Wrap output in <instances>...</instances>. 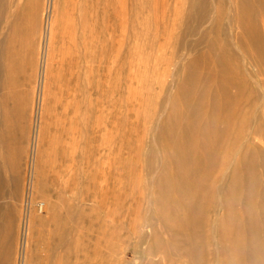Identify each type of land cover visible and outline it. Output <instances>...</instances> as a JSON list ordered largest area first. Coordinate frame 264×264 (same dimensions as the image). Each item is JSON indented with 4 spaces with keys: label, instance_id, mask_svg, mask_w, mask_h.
Returning <instances> with one entry per match:
<instances>
[{
    "label": "rangeland",
    "instance_id": "obj_1",
    "mask_svg": "<svg viewBox=\"0 0 264 264\" xmlns=\"http://www.w3.org/2000/svg\"><path fill=\"white\" fill-rule=\"evenodd\" d=\"M9 1L0 264H264V0Z\"/></svg>",
    "mask_w": 264,
    "mask_h": 264
},
{
    "label": "bare ground",
    "instance_id": "obj_2",
    "mask_svg": "<svg viewBox=\"0 0 264 264\" xmlns=\"http://www.w3.org/2000/svg\"><path fill=\"white\" fill-rule=\"evenodd\" d=\"M10 1L9 0H0V5H1V14H4L3 12H4V10H6L7 8L9 9V5L10 4H13V3H9ZM9 6V7H8ZM12 6V5H11ZM10 9H11V7H10ZM249 9V8H248ZM12 11V10H11ZM8 12V11H7ZM9 12H10V10H9ZM8 12V13H9ZM247 12V11H246ZM249 12V11H248ZM7 13V14H8ZM260 13V12H259ZM5 14H6V12H5ZM6 14V15H7ZM1 16H3L4 17V15H1ZM13 15H12V13L10 14H8V16H5L3 19L5 20V22L7 23L8 21H9V23L11 22V21H13V17H12ZM263 17V16H262ZM261 17V18H262ZM53 21V20H52ZM5 23V24H6ZM52 23V22H51ZM7 25V24H6ZM5 25V26H6ZM10 26V25H9ZM14 28V27H13ZM13 28H12V30H13ZM45 32L47 33V32H49V31H47L46 29H44V33L43 34H45ZM49 33H47V38H48V35ZM44 36V35H43ZM47 38H46V42H45V48H46V51H48V49L50 48V46H49V38H48V42H47ZM55 45V44H54ZM53 45V46H54ZM64 51V50H63ZM78 53V52H77ZM72 61V60H71ZM50 62V61H49ZM69 62V61H68ZM46 63V62H45ZM60 63V62H59ZM8 66V65H7ZM71 66V65H70ZM6 68V67H5ZM83 74H85V75H88V72H86V73H83ZM55 79V78H54ZM88 79V78H87ZM85 77H83L82 78V80H81V76H80V74H74V73H70L69 74V78H67V80H66V82L63 84V86H61L62 87V90H64V89H68V90H70L71 88L69 87L73 82H78V84H79V82L80 81H88ZM91 81V80H90ZM43 83V82H42ZM44 83H46V82H44ZM44 85V84H43ZM86 85L87 86H89V82H87L86 83ZM44 88V87H43ZM42 88V89H43ZM78 88V87H77ZM78 90V89H77ZM44 93V92H43ZM47 94V93H46ZM84 94V93H83ZM65 97V96H64ZM46 98V97H45ZM91 98V97H90ZM66 101V100H65ZM69 101V100H68ZM87 102H88V100H87ZM86 102V103H87ZM54 103V102H53ZM81 103V101L79 100V101H75L74 100V102L72 103V102H68V104H66V105H64V111H66L67 112V110L69 109V107L72 105V106H74V107H78V105ZM84 105V104H83ZM85 107H86V105H85ZM62 109V108H61ZM74 109V108H73ZM87 110V109H86ZM75 111H77V110H75ZM67 115V114H66ZM208 136V135H207ZM172 138V137H171ZM176 139V138H175ZM173 141H175L174 139H173ZM184 141V140H183ZM173 143V142H172ZM175 143V142H174ZM188 143V142H187ZM182 144H184V143H182ZM174 145H176V143L174 144ZM214 146V145H213ZM174 147V149H175V158H174V162L178 165L177 166V175H176V178L179 180V181H181V182H184L185 184H186V189L184 188V186H183V190H189V192H191L192 194H193V187H192V185H194V184H191L192 182H191V178L193 179V177H191V175H195L194 173H195V170H194V173H193V171H191V170H193V168L195 167L193 164H192V162H191V159H190V149H191V147H193L192 145H191V147H190V144H185V145H182V147H175V146H173ZM207 148V147H206ZM206 148L204 147V149H205V152H206ZM211 148H212V146H209V148L207 149V152H209V153H206L208 156L210 155V153H211V155L212 154H214L215 152H213L214 151V149L212 148V150H211ZM210 149V151H208ZM213 152V153H212ZM211 155H210V157H211ZM172 156H174V152H173V154H172ZM212 157H215L214 155L212 156ZM194 159H196V158H194ZM201 160V159H200ZM214 160V159H213ZM195 161H197V159L195 160ZM211 161H212V158H211ZM215 162H217V161H214L213 163H211V164H209L210 166H214L213 164H216ZM203 163V162H202ZM205 163V162H204ZM196 164H197V162H196ZM192 165L194 166L193 168H192ZM201 166V165H200ZM218 166V165H217ZM208 167V166H207ZM211 168V167H210ZM215 168V167H214ZM217 168V167H216ZM209 169V168H208ZM212 170V169H211ZM210 170H208L207 172H209ZM213 171V170H212ZM211 172V171H210ZM209 172V174L207 173V175L210 177V175H211V173ZM191 173H193V174H191ZM191 174V175H190ZM196 177H198V175H196ZM199 179V178H198ZM194 181H197V180H194ZM191 182V183H190ZM198 182V181H197ZM199 183V182H198ZM182 184V183H181ZM197 184V183H196ZM199 184H197L196 186H198ZM197 190V189H196ZM199 190V189H198ZM207 190V189H206ZM209 190V189H208ZM250 191V190H249ZM212 192V191H211ZM235 193V195H236V191H234ZM78 193V192H77ZM76 194V193H75ZM191 194V195H192ZM194 194H195V191H194ZM198 194V193H197ZM253 194V193H252ZM197 196H199V195H197ZM194 197V196H193ZM193 197H192V199H193ZM196 197V196H195ZM237 197V196H236ZM241 197V196H240ZM249 197V196H248ZM251 197V196H250ZM87 198V197H86ZM254 198V197H253ZM252 198V199H253ZM83 199V198H82ZM85 199V198H84ZM251 199V198H250ZM87 200V199H86ZM89 200V199H88ZM94 200V199H93ZM229 200H231V199H229ZM229 200H227V201H225V202H227V203H229V202H231V201H229ZM90 201V200H89ZM86 202V201H85ZM232 203V202H231ZM226 204V203H225ZM230 205V204H229ZM234 205V204H233ZM250 205V204H249ZM185 206V205H184ZM194 206V205H193ZM251 206V205H250ZM249 206V207H250ZM189 207V206H188ZM192 207V206H191ZM211 207V206H210ZM245 207V206H244ZM247 207H248V205H247ZM193 208V207H192ZM199 208H201V207H199ZM198 208V209H199ZM190 209V208H189ZM244 209V208H243ZM253 209V208H252ZM185 210H187V209H185ZM248 210H250V209H248ZM243 211H245V210H243ZM190 212V211H189ZM193 212V211H192ZM251 212H253V211H251ZM250 212V213H251ZM186 214V213H185ZM200 214V213H199ZM198 214V215H199ZM249 214V213H248ZM263 214V213H262ZM65 216V215H64ZM253 216V215H252ZM251 216V217H252ZM185 217V216H184ZM65 218V217H64ZM67 218H68V216H67ZM182 218V217H181ZM191 218V217H190ZM254 219V218H253ZM183 221H184V219H183ZM186 221V220H185ZM67 222V221H66ZM65 222V223H66ZM181 222V221H180ZM209 221L207 220V221H204V222H202L201 223V227L203 228V230L205 231V234L202 236V239H203V244L205 245V247L207 248L208 246H209V237H208V234H206V232H208L209 231V228H210V225H209V223H208ZM253 222V221H252ZM264 222V221H263ZM192 223L189 221V220H187V222H182V223H179V225L180 226H178V224H177V226H178V232L183 236V237H185L184 239H185V241H186V243H187V246L189 247V249H190V251L191 252H189V249L187 250V251H184L183 252V254H185V255H189L190 253H191V255H192V252H196V250H195V247H193V242L194 243H196V241H197V239L198 238H200V235L199 234H197L196 233V230L192 227V225H191ZM196 224V223H195ZM165 225L166 226H168L169 224L167 223V222H165ZM60 227V226H59ZM264 228V227H263ZM255 229V228H254ZM57 230V229H56ZM70 230H72V229H70ZM67 232V231H66ZM237 232V231H236ZM259 232V231H258ZM178 233V234H179ZM199 233V232H198ZM239 233V232H238ZM239 235V234H238ZM181 237V236H180ZM239 238V237H238ZM242 239V238H241ZM199 241V240H198ZM235 241L236 242H233V249H234V251H236L237 250V246H238V244H237V239H235ZM244 242V241H243ZM184 243V242H183ZM199 244H201V243H199ZM240 244V243H239ZM260 246V245H259ZM201 247V246H200ZM199 247V248H200ZM204 247V246H203ZM203 247H201L202 249H203ZM202 251V250H201ZM208 251V250H207ZM194 256V255H193ZM236 256H237V253H236ZM238 257V256H237Z\"/></svg>",
    "mask_w": 264,
    "mask_h": 264
}]
</instances>
